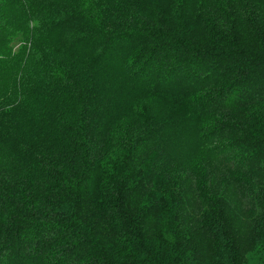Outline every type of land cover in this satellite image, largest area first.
Wrapping results in <instances>:
<instances>
[{"label": "trees", "instance_id": "trees-1", "mask_svg": "<svg viewBox=\"0 0 264 264\" xmlns=\"http://www.w3.org/2000/svg\"><path fill=\"white\" fill-rule=\"evenodd\" d=\"M66 1L0 0V51H32L0 58L19 71L0 95V264H264V34L241 49L234 19ZM65 98L64 151L38 150L26 132ZM147 101L117 153L111 124ZM195 146L202 169H181Z\"/></svg>", "mask_w": 264, "mask_h": 264}, {"label": "rangeland", "instance_id": "rangeland-1", "mask_svg": "<svg viewBox=\"0 0 264 264\" xmlns=\"http://www.w3.org/2000/svg\"><path fill=\"white\" fill-rule=\"evenodd\" d=\"M158 2L160 4H165L168 9L174 10V12H169L170 16L173 14L174 16H181L178 17L180 21H175L181 23V20H183V24H191L189 23V16L185 12V10H187L188 8H191L190 10H192V14L201 13L207 16H211V18H209V21H219L221 19H234L235 22L233 23V33L236 34L237 38H231L230 41L226 42L225 45L228 46H231L232 43H234L237 46H240L241 49H246L249 48L248 46L255 43V40L257 38L262 37V35L264 34V0H192V5L186 4L184 6L182 5V3H184V0H158ZM32 4H34V6L37 8L36 3L33 2ZM71 5L72 4L70 3V1L67 0L65 7L67 8ZM38 6L43 8V10L48 9V7L46 6H40L39 3ZM8 8L17 12V7L13 4H10ZM15 14L16 13L14 12V17ZM200 21L201 24L205 25V22L203 20ZM188 24L186 26H188ZM154 26L158 31H160L158 25ZM42 27L46 26H39L38 30H40V28ZM217 32H220V29ZM217 32H215L214 34L211 33L209 35H205L202 38H204L203 40L213 39L215 42ZM13 40L14 42H12L11 47H8L4 51H0V58H10L13 54L16 53L29 54L32 52L30 50H27V52L23 51L25 48H28L29 45L27 47L22 46L23 40H25L22 39V37L20 39H18V37H15ZM26 41L29 42V40ZM51 43V41L47 42V48L50 45L49 52L51 57L48 56L50 59L49 61L53 62V60L57 59L58 61H62L63 59H65L67 55H64L62 51H60V53L57 52V45ZM216 45L222 46L221 44ZM0 63L1 95L5 92L6 87L10 83H12L11 79L16 74H19V71L17 65L14 66L15 63ZM28 69L32 70V66L29 65ZM74 107V102L71 99L65 98L61 109L59 110L56 124H54L53 127L47 126V124L43 125L42 127L37 126L35 131L26 132V136H33V140L38 137H40V139L44 137L45 141L42 145L39 144L37 146V149L45 151H48L50 149L51 151H57L58 156L59 153L62 152V150L64 151L65 149L63 147L65 143L64 138L68 131V125L73 123ZM135 107L136 108L133 110V112H128L116 119V121L111 124L112 126L106 134V143L109 147L114 149L116 147L115 145L118 146L119 144L116 149L117 153L121 152L124 149V141L133 136V132L131 130L133 121L137 122L139 121V119L145 118L146 114L144 115V108H147V110H151V107H149V101H147V107L144 104H141L140 106L137 105ZM157 110L159 111V108L158 106H155L149 113L151 115H154L157 113ZM19 113H23L22 116H20L19 118H26L28 115V110L25 107V109H21ZM124 118L128 119L123 120ZM23 143L24 141L21 142V144ZM201 152L202 150L196 146L191 147L188 152L181 151L180 168L183 170H197L200 167L202 169V162L204 159L201 160ZM31 153L32 150L30 154Z\"/></svg>", "mask_w": 264, "mask_h": 264}]
</instances>
